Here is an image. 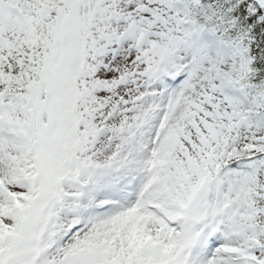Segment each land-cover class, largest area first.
Returning a JSON list of instances; mask_svg holds the SVG:
<instances>
[{"label":"snow or ice","instance_id":"obj_1","mask_svg":"<svg viewBox=\"0 0 264 264\" xmlns=\"http://www.w3.org/2000/svg\"><path fill=\"white\" fill-rule=\"evenodd\" d=\"M0 264H264V0H0Z\"/></svg>","mask_w":264,"mask_h":264}]
</instances>
